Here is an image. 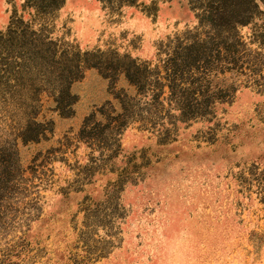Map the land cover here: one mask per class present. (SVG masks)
I'll list each match as a JSON object with an SVG mask.
<instances>
[{
    "label": "rangeland",
    "instance_id": "obj_1",
    "mask_svg": "<svg viewBox=\"0 0 264 264\" xmlns=\"http://www.w3.org/2000/svg\"><path fill=\"white\" fill-rule=\"evenodd\" d=\"M30 3L0 0V35L18 19L43 25L75 102L62 116L43 96L37 142L12 141L14 112L0 110V264H264L263 88L238 87L167 139L139 123L110 134L97 113L134 97L112 63L153 69L193 29L187 1L63 0L43 20ZM85 123L91 144L78 138Z\"/></svg>",
    "mask_w": 264,
    "mask_h": 264
},
{
    "label": "trees",
    "instance_id": "obj_2",
    "mask_svg": "<svg viewBox=\"0 0 264 264\" xmlns=\"http://www.w3.org/2000/svg\"><path fill=\"white\" fill-rule=\"evenodd\" d=\"M98 1L116 9L135 2ZM186 1L196 24L168 42L171 51L160 65L149 69L130 61L109 67L124 76L134 89V97L123 94L115 98L120 107L115 117L110 116L114 111H97L106 123V132L114 135L131 123H139V129L167 139L174 124L211 117L215 106L230 101L238 87L251 83L264 89V0ZM27 2L41 20L63 4V0ZM243 29L249 36L242 35ZM0 49L6 52L0 61V110L14 112L10 125L4 126L14 137L12 141H40L49 132L46 123L37 120L43 96L60 115L72 114L75 98L69 91L73 81L68 80L70 71L43 25L35 30L22 19L10 23L0 35ZM143 98L146 101L139 107ZM92 129L85 123L78 138L91 144L95 140Z\"/></svg>",
    "mask_w": 264,
    "mask_h": 264
}]
</instances>
